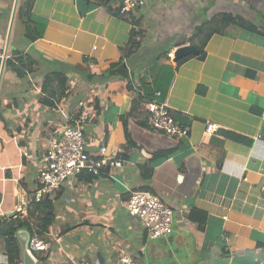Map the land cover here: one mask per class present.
<instances>
[{"label": "crops", "instance_id": "0c3cea01", "mask_svg": "<svg viewBox=\"0 0 264 264\" xmlns=\"http://www.w3.org/2000/svg\"><path fill=\"white\" fill-rule=\"evenodd\" d=\"M116 2L35 0L32 13L43 21V36L32 41L16 17L11 46L26 55L28 70L19 76L6 64L3 74L0 225L16 216L18 206L38 187L43 155L62 119L61 110H71L87 97L100 101L102 110L98 123L85 126L87 150L96 155L104 145L108 157H120L124 164L114 169L113 179L75 178L59 190L53 203L56 221L42 237L51 255L41 264H121L124 255L139 264H264V0L255 8L248 0L221 1L224 10L211 18L224 12L247 19L256 25L247 33L258 35L257 41L242 38L246 32L232 26L226 34L211 36L204 60L193 57L178 64L165 56L145 67L141 56L134 55L141 49L124 58L128 71L138 74L131 88L124 78L84 81L78 70L86 69L91 78L102 75L122 58L132 32H139L133 26L136 19L156 6L151 0L135 11L132 21L112 11ZM210 2L213 7L218 0ZM13 6L14 0H0V55ZM234 28L241 38L227 36ZM185 44L175 42L170 52ZM60 72L78 88L77 94L54 108L42 105L43 77ZM12 86L24 90L20 102L10 96L19 94ZM150 92L161 93L158 99L188 135L160 132L150 141L143 135L142 130L151 129L138 123L147 117L146 103L134 105L133 100ZM130 109L135 118L129 120V131L136 147L126 155L123 122ZM208 121L221 125L217 134L205 133ZM18 141L27 142L29 156L20 151ZM162 150L171 152L169 157L154 159L153 153ZM145 186L155 189L174 211L173 232L160 240L132 223L126 209L131 191ZM17 235L23 261L33 235L25 229ZM4 250L0 238V264H9ZM36 253L44 251L31 253L39 264Z\"/></svg>", "mask_w": 264, "mask_h": 264}, {"label": "built area", "instance_id": "2783aa9c", "mask_svg": "<svg viewBox=\"0 0 264 264\" xmlns=\"http://www.w3.org/2000/svg\"><path fill=\"white\" fill-rule=\"evenodd\" d=\"M122 14L134 12L138 8L146 7L151 0H116ZM96 48V46L94 47ZM174 58V51L168 54ZM3 55H0L2 59ZM161 93L146 103L151 128L164 132L170 136H186L187 128L177 124L173 114L165 102L158 98ZM87 98H81L75 108L61 110L62 119L55 127L54 133L48 140L46 151L43 155V169L40 183L33 191L30 199L18 206V213L26 216L29 206L37 205L47 194L61 190L70 179H79L87 174L94 177L113 176L114 169L123 167L124 160L120 157H108L107 147L102 145L96 155L87 150L89 137L85 133V126L89 122L91 108H86ZM83 112H80V111ZM221 125L217 122H206L205 133L213 136L218 133ZM23 155L29 156L26 141L17 144ZM127 212L134 224L143 225L153 239L167 236L173 232L174 211L160 197L151 191H134L130 193ZM30 252L47 251L49 243L37 234L29 239ZM121 264H139L130 255L120 259ZM1 262V260H0Z\"/></svg>", "mask_w": 264, "mask_h": 264}, {"label": "trees", "instance_id": "16d2710c", "mask_svg": "<svg viewBox=\"0 0 264 264\" xmlns=\"http://www.w3.org/2000/svg\"><path fill=\"white\" fill-rule=\"evenodd\" d=\"M35 0H20V5L18 8L17 13V25H24L26 28V34L30 38V40H36L38 38H41L43 36L42 34V25L43 21L39 18H37L32 13V8ZM117 3V2H116ZM114 4L112 7V11H116L117 13L121 14L122 16L126 17L129 20H134L133 17H135L134 12H129L126 14H122L119 9V2L118 4ZM213 2H210L209 5L212 6ZM141 10V8H138L136 11ZM145 14L143 16L136 19V22H134L133 26L139 27L140 22L145 19ZM141 19V21H140ZM216 20L213 19H207L204 20L203 23L198 25L194 29V32L190 34V36L186 37L182 42L183 43H189V44H195L198 46L200 53L198 55H190L180 61H178V64H181L185 61H187L190 58L197 57L201 60H204L206 58V45L208 43V40L213 36L214 34H226V31L230 27H240L242 31L244 32H253L251 30L252 27H256L251 21L244 19L239 16H235L233 14L229 13H220L216 18ZM205 24H207V32L203 34V28L205 27ZM34 28L36 30H34ZM264 29V28H262ZM264 33V31H262ZM255 34V33H252ZM141 33L137 32L136 30L132 32V35L130 36L129 42L125 45L124 48H122V58L114 63L111 67H109L107 70L103 71L102 75H94L92 78H88V75L90 74L89 71L83 69H78L80 72L85 76L84 81H93V80H107L112 78H124L128 80V88H131L133 86L135 75V70L128 71V69L125 66L124 58L128 57L130 54L135 53L140 50L142 43H141ZM171 47H168V49H165L164 55L168 57V53L170 52ZM26 55L22 54L21 51H13L10 54V57L7 59V68L11 71H14L19 76H24L25 71L22 70H28V66L26 64ZM1 62V61H0ZM144 67L147 66L146 63H144ZM78 67H75L77 69ZM78 88L74 87V85L71 83L69 77L64 73H49L46 74L43 77L41 87H40V97L39 100L42 105L52 107L54 108L57 106L60 102L65 101L69 99L71 96H75L77 94ZM140 99L133 100L134 105L141 104L142 102L147 103L149 100H152L156 97L155 93H147L144 95H140ZM138 97V98H139ZM59 102V103H58ZM100 101L97 99L91 100L88 102L86 108H91V113L89 115V122L98 123L101 115V106ZM1 111V109H0ZM80 112H83L82 110ZM147 112V111H146ZM135 115L132 109H130L129 112L126 113V119L124 120V129L126 133V150L124 151V154H128L130 151L131 146H135L136 144L131 138V133L129 131V120L134 119ZM142 127L144 128H151V123L149 121V114L147 112V117L143 121L138 122ZM171 152H167L166 150L158 151L153 153L154 159H162L169 157ZM98 178H104V179H113L111 176H105V177H98ZM80 180L87 181H94L97 180V177H94L93 175L87 174L84 177L79 178ZM59 191L54 192L52 194H47L43 197L42 202H40L37 205L29 206L27 211L26 217H20L19 215L14 216L9 222L0 225V238H3L5 240V250L4 253L7 256V261L9 264H21L22 263V246L21 242L18 238V231L19 230H27L30 232L31 235L38 234L40 237L45 236L49 232V228L55 223L56 221V214H55V207L53 205L54 203V197L57 195ZM53 196V198H52ZM52 198V199H50ZM51 255V252L44 251L43 255H40L39 253H36V257L38 260V263L41 264L45 261H47L48 256Z\"/></svg>", "mask_w": 264, "mask_h": 264}, {"label": "rangeland", "instance_id": "374dc122", "mask_svg": "<svg viewBox=\"0 0 264 264\" xmlns=\"http://www.w3.org/2000/svg\"><path fill=\"white\" fill-rule=\"evenodd\" d=\"M171 1L172 2H170V0H153V2L156 3V6L148 9L147 13L145 14L146 18L143 21H141L140 19L141 24L138 28H140L139 33H141L142 46L140 50L142 49V51L140 52L141 54L138 53L134 55H138V57L141 56L140 57L141 60H143L147 65L152 66L153 64H155L157 60L161 58H166L164 55L165 49H168L169 46H171L172 49V46L173 44H175V42H182L186 37L190 36V34L194 32V29L198 27V25L203 23L204 20L207 19L210 20L217 11L224 10L221 4V1L224 0H218L217 4H214L213 7L209 5L210 0H183L181 1V3L176 2L178 0H171ZM248 1L252 3L253 8L258 6V0H248ZM116 4H118V2ZM158 6L160 7L158 8ZM6 15H7V11H6ZM256 15H258V13H256ZM206 26L207 24H205V27L203 28L202 31L203 34L207 32L208 28ZM237 31H238L237 28L236 29L234 28V30L232 31L230 30L229 33L230 35L227 36L234 39L241 38V35H239L240 33ZM242 38L252 41H257V39L260 37L252 33H246L242 36ZM82 71L83 70H81V72ZM81 77L84 78L85 76H83V74L81 73ZM25 82L26 85H29V80H26ZM32 89L34 90V87H32ZM12 90L14 91L19 90L18 95L15 96L16 92L15 93L12 92L10 96H12L13 99H18V101L20 102L22 99L21 97L25 95L24 90L18 89L15 86H12ZM32 93L33 92L31 91V94ZM5 96L6 93L3 92L2 97ZM142 133L143 135L144 134L147 136L149 135L148 136L149 141L152 139L154 140L155 137H159L162 134L152 128L149 130H142ZM140 136L143 138L142 135ZM98 179L101 178L97 177V180ZM72 180L74 179L68 180L66 182V186L70 185L72 183ZM150 190L155 192L167 205H169L167 200L164 197H162L155 189H150V187L145 186V187L137 188L134 191H150ZM129 198H130V194L128 199L126 200V206L129 202ZM131 222L133 223L132 219ZM135 225L140 227L141 230L147 231L143 225H137V224ZM147 234L149 235V233ZM149 237L152 238L150 235ZM162 238L163 237H160L158 238V240Z\"/></svg>", "mask_w": 264, "mask_h": 264}, {"label": "water", "instance_id": "95a60500", "mask_svg": "<svg viewBox=\"0 0 264 264\" xmlns=\"http://www.w3.org/2000/svg\"><path fill=\"white\" fill-rule=\"evenodd\" d=\"M19 1L20 0H14V6H13V11L10 19V23L8 25V32H7V38H6V45L4 49V54L2 57V62L0 66V91H1V86H2V80H3V74L8 58V54L10 51H14L15 47L11 46V40H12V35H13V30H14V25L17 17V12H18V6H19ZM2 15V12H0V17ZM200 53V50L198 46L195 44H185V45H180L177 47V49L174 51V58L173 60L175 62H178L190 55H198ZM92 74L88 75V78H91ZM14 214V213H13ZM21 264H35V260L33 259L31 252L28 249V245H25V255H24V260L22 261Z\"/></svg>", "mask_w": 264, "mask_h": 264}, {"label": "clouds", "instance_id": "9594fccd", "mask_svg": "<svg viewBox=\"0 0 264 264\" xmlns=\"http://www.w3.org/2000/svg\"><path fill=\"white\" fill-rule=\"evenodd\" d=\"M58 105H60V104H58ZM147 111V110H146ZM17 215H19V216H21V214H19L18 212H17ZM27 216V215H26ZM26 216H21V217H26ZM36 235V234H35ZM38 235V234H37ZM34 236V235H33ZM39 236V235H38ZM40 237V236H39ZM40 238H42V237H40ZM43 239V238H42ZM28 249H29V247H28ZM30 251V250H29ZM32 253V252H31Z\"/></svg>", "mask_w": 264, "mask_h": 264}]
</instances>
